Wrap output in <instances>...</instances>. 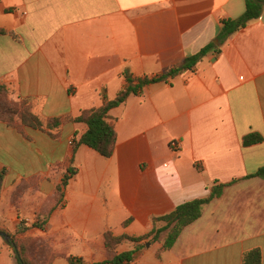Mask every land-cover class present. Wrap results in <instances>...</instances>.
<instances>
[{
  "label": "crops",
  "instance_id": "crops-1",
  "mask_svg": "<svg viewBox=\"0 0 264 264\" xmlns=\"http://www.w3.org/2000/svg\"><path fill=\"white\" fill-rule=\"evenodd\" d=\"M245 11V0H0V29L17 36H0V86L13 100H31L43 121L77 118L114 99L125 70L152 78L179 68L215 44L224 19ZM109 119L115 154L81 146L59 206L71 143L87 125L21 131L0 121V231L42 239L56 256L51 264H94L106 259L107 231L143 236L152 217L225 185L161 259L162 244L149 243L134 264H243L253 250L264 264V179L254 177L264 141L243 145L249 134L264 138V11L220 55L147 86ZM53 208L44 228L35 227ZM0 264H15L3 238Z\"/></svg>",
  "mask_w": 264,
  "mask_h": 264
},
{
  "label": "trees",
  "instance_id": "trees-1",
  "mask_svg": "<svg viewBox=\"0 0 264 264\" xmlns=\"http://www.w3.org/2000/svg\"><path fill=\"white\" fill-rule=\"evenodd\" d=\"M246 11L237 19H224L222 29L216 40L218 45L211 43L203 48L196 55L185 60L184 64L176 69L170 70L165 74L156 77H135L128 70L123 73L126 80L125 87L118 93V95L109 100L107 97L103 98V103L100 107L83 111L77 118L53 119L43 121L34 113V104L31 100L22 99L19 101L13 100L6 87L0 86V121L6 122L9 126L23 130L25 127L38 128L41 130H55L59 129L64 123L74 122L83 123L87 125V132L79 139L72 141L71 157L65 162L66 174L63 178L62 184L57 189V206L62 203L65 196L66 188L71 179L77 175V169L74 167L75 156L81 146H87L105 158H111L115 154L117 148V131L113 121L109 119V113L124 103L131 96H142L144 89L155 83L167 82L174 79L185 71H192L202 60L211 52L217 55L221 54L222 46L227 40L246 28L251 22L259 19L264 11V0H245ZM1 35H10L14 39L17 36L14 33H9L0 29ZM7 112H10L13 117H8ZM264 138L257 133H252L244 137L243 145L249 147L252 145L263 143ZM254 177L264 179V167L261 168ZM225 185H218L212 188L211 194L207 198L196 199L190 202L183 203L177 206L172 212L151 218L152 229L148 234L139 237L128 235L116 236L112 231H107L104 235V245L106 249V259L102 262L94 264H134L136 261V254L140 249L146 247L148 243L153 244L159 242L162 244L161 249L157 253V258L161 259L163 253L171 250L176 244L182 232L191 224L198 221L202 216L203 207L209 204L216 198L223 195ZM51 212L45 214L43 218L38 220L35 227L43 229L46 225ZM131 220L124 223L127 226ZM13 243L16 249L10 243H7L14 252L15 264H40L35 261L32 256V248L39 246L45 249L43 260L47 261L45 264H51L56 257L50 247L39 238H24L20 239L14 235ZM125 242L137 244V248L131 251L118 253L117 249ZM144 242V244H140ZM44 245V247H43ZM40 248V249H41ZM41 251V250H40ZM70 264H84L81 260L71 258ZM243 264H262V255L260 250H253L245 254Z\"/></svg>",
  "mask_w": 264,
  "mask_h": 264
},
{
  "label": "rangeland",
  "instance_id": "rangeland-1",
  "mask_svg": "<svg viewBox=\"0 0 264 264\" xmlns=\"http://www.w3.org/2000/svg\"><path fill=\"white\" fill-rule=\"evenodd\" d=\"M7 116L8 117H13L14 115H12L10 112H7ZM0 239H2V237L0 236ZM125 243H130V242H125ZM124 244V243H123ZM135 244V243H134ZM140 244H144V242L140 243ZM44 247V245H43ZM41 247L39 246H34L31 250H32V256L34 257L35 261L40 263V264H45L47 261L43 260V256L45 252V249H40ZM41 250V251H40Z\"/></svg>",
  "mask_w": 264,
  "mask_h": 264
},
{
  "label": "water",
  "instance_id": "water-1",
  "mask_svg": "<svg viewBox=\"0 0 264 264\" xmlns=\"http://www.w3.org/2000/svg\"><path fill=\"white\" fill-rule=\"evenodd\" d=\"M215 44H218V41H215ZM1 186H2V178L0 177V192H1ZM0 236L7 242L10 243L14 246V248L16 249V245L13 243V237L4 231H0ZM147 247H150V244H147Z\"/></svg>",
  "mask_w": 264,
  "mask_h": 264
},
{
  "label": "built area",
  "instance_id": "built-area-1",
  "mask_svg": "<svg viewBox=\"0 0 264 264\" xmlns=\"http://www.w3.org/2000/svg\"><path fill=\"white\" fill-rule=\"evenodd\" d=\"M173 147H174L175 151H179L180 150V147L177 144L173 145Z\"/></svg>",
  "mask_w": 264,
  "mask_h": 264
}]
</instances>
